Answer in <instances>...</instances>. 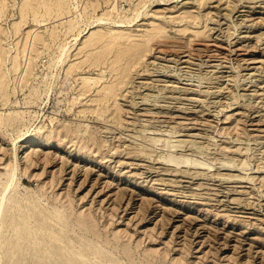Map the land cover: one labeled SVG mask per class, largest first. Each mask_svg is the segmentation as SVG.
Instances as JSON below:
<instances>
[{"label": "rangeland", "instance_id": "374dc122", "mask_svg": "<svg viewBox=\"0 0 264 264\" xmlns=\"http://www.w3.org/2000/svg\"><path fill=\"white\" fill-rule=\"evenodd\" d=\"M74 1L0 0V264H264V0Z\"/></svg>", "mask_w": 264, "mask_h": 264}, {"label": "bare ground", "instance_id": "6f19581e", "mask_svg": "<svg viewBox=\"0 0 264 264\" xmlns=\"http://www.w3.org/2000/svg\"><path fill=\"white\" fill-rule=\"evenodd\" d=\"M72 1H74V0H71V3H72ZM74 2H76V1H74ZM73 4V9H76V7H78L77 5H74L75 3H72ZM76 4H77V2H76ZM57 7L59 8V9H62L63 10V4H61V3H58L57 4ZM77 11V10H76ZM79 11V10H78ZM77 11V12H78ZM97 20H101V19H97ZM1 77V76H0ZM31 143V141H29V140H27V141H25L23 144H22V146L23 147H28V146H31V145H29ZM9 185H10V183L6 186V189H5V191H4V194L7 192V188L9 187ZM4 194L2 195V198H1V201H0V217H1V212H2V205H3V199H4ZM6 197V196H5Z\"/></svg>", "mask_w": 264, "mask_h": 264}, {"label": "built area", "instance_id": "2783aa9c", "mask_svg": "<svg viewBox=\"0 0 264 264\" xmlns=\"http://www.w3.org/2000/svg\"><path fill=\"white\" fill-rule=\"evenodd\" d=\"M118 2H119V3H123V2H124V0H118Z\"/></svg>", "mask_w": 264, "mask_h": 264}]
</instances>
